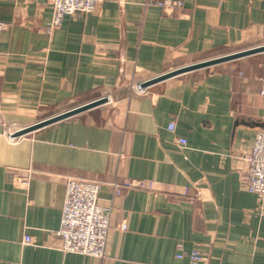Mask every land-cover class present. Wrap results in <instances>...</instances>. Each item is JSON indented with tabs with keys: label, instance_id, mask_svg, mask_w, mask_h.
<instances>
[{
	"label": "crops",
	"instance_id": "1",
	"mask_svg": "<svg viewBox=\"0 0 264 264\" xmlns=\"http://www.w3.org/2000/svg\"><path fill=\"white\" fill-rule=\"evenodd\" d=\"M146 1L105 0L48 33L51 0H0V264H186L179 246L208 258L202 264H264V200L242 182L264 131V53L137 93L174 70L262 47L264 0H182L172 12ZM101 98L14 136L50 110ZM29 171L28 187L11 182ZM73 177L104 183L103 259L60 250ZM115 180L144 186L115 195Z\"/></svg>",
	"mask_w": 264,
	"mask_h": 264
},
{
	"label": "built area",
	"instance_id": "2",
	"mask_svg": "<svg viewBox=\"0 0 264 264\" xmlns=\"http://www.w3.org/2000/svg\"><path fill=\"white\" fill-rule=\"evenodd\" d=\"M105 0H51L53 19L46 28L48 33L61 27L66 15L93 13ZM146 6H158L166 11L172 12L184 6L182 0H147ZM5 25L0 23V31ZM137 93L148 94V89L139 87ZM2 100L0 97V110ZM1 119V114H0ZM175 124L169 125V130L175 131ZM256 140L250 149L249 157L246 159L247 168L242 175L243 186L247 192L255 194L260 200H264V131L256 135ZM177 143L181 147L187 146V140L179 138ZM32 171L28 177L12 176L11 182L15 186L28 187L31 181ZM103 182L85 180L81 178H68L66 180V192L62 206L60 229L55 232L61 239L60 250L64 253H74L96 259L106 256L107 243L110 234V212L99 204V191ZM115 195L122 194L131 188H141L144 183L139 180L125 181L123 183L114 181L109 184ZM121 231L127 230L126 224L119 226ZM22 244L32 245L33 238L25 235ZM188 258L186 264H202L208 261L199 251L187 252L183 246H179L178 260Z\"/></svg>",
	"mask_w": 264,
	"mask_h": 264
},
{
	"label": "water",
	"instance_id": "3",
	"mask_svg": "<svg viewBox=\"0 0 264 264\" xmlns=\"http://www.w3.org/2000/svg\"><path fill=\"white\" fill-rule=\"evenodd\" d=\"M263 53H264V45L262 47L249 49L247 51L232 53V54H230L228 56H224L222 58H216L214 60H208L205 62H200V63L193 64L190 66H186L184 68L174 70L172 72H169L167 74H164V75L159 76L157 78H154L152 80L144 82L143 84H141V88L147 89V88H149L155 84H158V83L165 81V80H167L171 77H174V76L182 75V74L189 73V72L196 71V70L203 69V68H208V67L214 66L216 64L230 62L231 60H238V59H242V58H247V56H250V55L263 54ZM107 101L108 100L106 98H101V99L86 103L84 105L78 106L76 108L70 109L64 113H61L59 115L53 116L51 118L40 121V122L33 124L31 126H28L27 128H25V129L17 132L16 134H14V136L15 137H21V136L28 135V134H30L34 131H37L39 129H42L48 125L57 123L59 121L77 116L81 113H84L86 111L97 108V107L105 104Z\"/></svg>",
	"mask_w": 264,
	"mask_h": 264
},
{
	"label": "rangeland",
	"instance_id": "4",
	"mask_svg": "<svg viewBox=\"0 0 264 264\" xmlns=\"http://www.w3.org/2000/svg\"><path fill=\"white\" fill-rule=\"evenodd\" d=\"M232 53H236V52H232ZM231 54V53H230ZM229 54V55H230ZM90 101H93V100H84V101H79V102H75L73 104H71L70 106L66 107V108H63V109H58V110H50L48 113H45L44 116H41L42 118H40L39 122L40 121H43V120H46L48 118H51L53 116H56V115H59L61 113H64L70 109H73V108H76L78 106H81V105H84L86 103H89ZM38 123V122H37ZM36 124V123H35ZM27 128V127H26ZM25 129V128H24ZM26 136V135H25ZM21 137H24V136H21Z\"/></svg>",
	"mask_w": 264,
	"mask_h": 264
}]
</instances>
